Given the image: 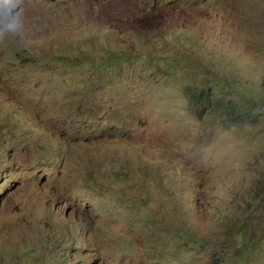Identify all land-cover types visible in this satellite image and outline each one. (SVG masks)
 Segmentation results:
<instances>
[{
    "label": "rangeland",
    "instance_id": "1",
    "mask_svg": "<svg viewBox=\"0 0 264 264\" xmlns=\"http://www.w3.org/2000/svg\"><path fill=\"white\" fill-rule=\"evenodd\" d=\"M0 264H264V0H0Z\"/></svg>",
    "mask_w": 264,
    "mask_h": 264
},
{
    "label": "trees",
    "instance_id": "2",
    "mask_svg": "<svg viewBox=\"0 0 264 264\" xmlns=\"http://www.w3.org/2000/svg\"><path fill=\"white\" fill-rule=\"evenodd\" d=\"M229 104V103H228ZM226 111L229 112L230 119L237 121L240 119L241 115L237 112L236 106H226Z\"/></svg>",
    "mask_w": 264,
    "mask_h": 264
},
{
    "label": "clouds",
    "instance_id": "3",
    "mask_svg": "<svg viewBox=\"0 0 264 264\" xmlns=\"http://www.w3.org/2000/svg\"><path fill=\"white\" fill-rule=\"evenodd\" d=\"M18 5H14L13 7H17ZM12 13V9H9V14ZM19 14L17 13L16 16H18ZM7 30L15 32L16 30V25L15 24H9L6 26Z\"/></svg>",
    "mask_w": 264,
    "mask_h": 264
},
{
    "label": "water",
    "instance_id": "4",
    "mask_svg": "<svg viewBox=\"0 0 264 264\" xmlns=\"http://www.w3.org/2000/svg\"><path fill=\"white\" fill-rule=\"evenodd\" d=\"M50 2H54V1H56V0H49ZM154 1H156V0H154Z\"/></svg>",
    "mask_w": 264,
    "mask_h": 264
}]
</instances>
